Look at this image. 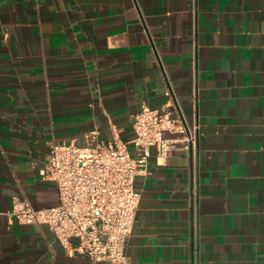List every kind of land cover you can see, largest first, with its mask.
Returning <instances> with one entry per match:
<instances>
[{"label": "crops", "instance_id": "1", "mask_svg": "<svg viewBox=\"0 0 264 264\" xmlns=\"http://www.w3.org/2000/svg\"><path fill=\"white\" fill-rule=\"evenodd\" d=\"M166 90L197 140L135 176L129 264H264V0H0V210L57 202L49 140L126 142ZM0 264L107 262L0 214Z\"/></svg>", "mask_w": 264, "mask_h": 264}, {"label": "built area", "instance_id": "2", "mask_svg": "<svg viewBox=\"0 0 264 264\" xmlns=\"http://www.w3.org/2000/svg\"><path fill=\"white\" fill-rule=\"evenodd\" d=\"M165 94L159 107L141 105L133 115V135L126 142L116 136L93 145L49 140L47 158L38 173L54 183L57 202L36 208L14 198L0 214L17 223L46 224L66 251L86 255L93 262L129 264L124 249L139 201L133 187L135 176L148 172L152 147L158 158L166 156L175 139L163 132L183 133L186 148L197 140V123L188 129L176 113L171 91ZM197 101L194 85V110Z\"/></svg>", "mask_w": 264, "mask_h": 264}]
</instances>
